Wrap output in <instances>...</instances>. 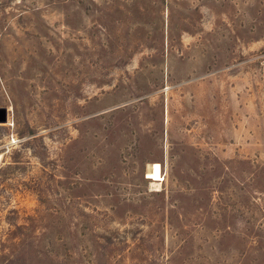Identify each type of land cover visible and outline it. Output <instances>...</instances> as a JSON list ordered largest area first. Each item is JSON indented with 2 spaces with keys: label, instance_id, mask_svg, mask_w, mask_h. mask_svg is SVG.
<instances>
[{
  "label": "rangeland",
  "instance_id": "obj_1",
  "mask_svg": "<svg viewBox=\"0 0 264 264\" xmlns=\"http://www.w3.org/2000/svg\"><path fill=\"white\" fill-rule=\"evenodd\" d=\"M0 106V264H264V0H0Z\"/></svg>",
  "mask_w": 264,
  "mask_h": 264
},
{
  "label": "water",
  "instance_id": "obj_2",
  "mask_svg": "<svg viewBox=\"0 0 264 264\" xmlns=\"http://www.w3.org/2000/svg\"><path fill=\"white\" fill-rule=\"evenodd\" d=\"M8 120V107L0 106V122H5Z\"/></svg>",
  "mask_w": 264,
  "mask_h": 264
},
{
  "label": "bare ground",
  "instance_id": "obj_3",
  "mask_svg": "<svg viewBox=\"0 0 264 264\" xmlns=\"http://www.w3.org/2000/svg\"><path fill=\"white\" fill-rule=\"evenodd\" d=\"M153 182H155V181H153ZM155 184V183H154ZM158 185V184H157ZM155 186H156V184H155Z\"/></svg>",
  "mask_w": 264,
  "mask_h": 264
},
{
  "label": "trees",
  "instance_id": "obj_4",
  "mask_svg": "<svg viewBox=\"0 0 264 264\" xmlns=\"http://www.w3.org/2000/svg\"><path fill=\"white\" fill-rule=\"evenodd\" d=\"M1 256V255H0Z\"/></svg>",
  "mask_w": 264,
  "mask_h": 264
}]
</instances>
